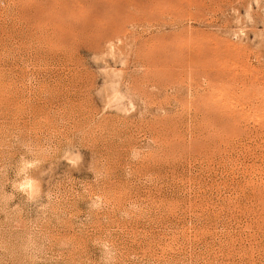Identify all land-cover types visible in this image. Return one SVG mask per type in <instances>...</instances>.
Returning a JSON list of instances; mask_svg holds the SVG:
<instances>
[{
    "label": "rangeland",
    "instance_id": "1",
    "mask_svg": "<svg viewBox=\"0 0 264 264\" xmlns=\"http://www.w3.org/2000/svg\"><path fill=\"white\" fill-rule=\"evenodd\" d=\"M0 264H264V0H0Z\"/></svg>",
    "mask_w": 264,
    "mask_h": 264
},
{
    "label": "clouds",
    "instance_id": "2",
    "mask_svg": "<svg viewBox=\"0 0 264 264\" xmlns=\"http://www.w3.org/2000/svg\"><path fill=\"white\" fill-rule=\"evenodd\" d=\"M71 163L75 164L76 163V160H71ZM21 188L23 189H31V181L29 180H26L25 182H23L21 185H20Z\"/></svg>",
    "mask_w": 264,
    "mask_h": 264
}]
</instances>
